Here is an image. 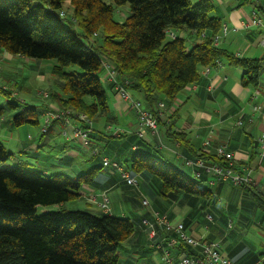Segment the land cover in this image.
<instances>
[{"label": "trees", "instance_id": "trees-1", "mask_svg": "<svg viewBox=\"0 0 264 264\" xmlns=\"http://www.w3.org/2000/svg\"><path fill=\"white\" fill-rule=\"evenodd\" d=\"M239 1L240 5L249 3ZM42 2L0 0V53L54 60L50 75L60 80L63 96L51 93L50 102L91 120L108 114L106 92L99 78L104 73L103 62L116 69L117 80L128 92L139 93V102L154 115L159 103L168 107L182 90L198 81L199 68H213L217 60L242 71V87L258 85L261 60L236 57L212 42L222 23L210 16V0ZM123 5H128L129 14L117 22L114 10ZM167 31L174 34L173 39H166ZM192 32L196 37L202 32L206 36L187 50L186 40L180 35L185 34L189 40ZM70 65L79 67L82 73H65L64 68ZM9 91L0 89L7 98L6 107L0 108V121L7 119L12 127L38 125L40 110L15 105L9 101ZM166 133L173 142L186 143L183 134L170 128ZM94 147L92 144L90 148ZM255 155L252 152L249 161ZM10 157L0 143V264H118L122 244L134 234V223L100 211L62 207L77 202L82 187L93 186L102 166L76 177L47 175L19 165L4 167ZM196 157L205 163L222 164L212 151ZM122 167L133 177L141 173L156 177L161 184L160 197L184 194L203 199L211 195L210 189L200 185L201 178L187 175L156 147L152 154L135 151ZM234 169L250 167L234 162ZM238 188L249 193L264 211V195L256 187ZM52 205L59 208L36 215L37 206Z\"/></svg>", "mask_w": 264, "mask_h": 264}, {"label": "crops", "instance_id": "crops-1", "mask_svg": "<svg viewBox=\"0 0 264 264\" xmlns=\"http://www.w3.org/2000/svg\"><path fill=\"white\" fill-rule=\"evenodd\" d=\"M230 2L231 0H217L218 4H224L226 8H224L225 12L223 10L215 17L219 18L222 25L227 27L226 35L217 46L236 57L261 60L263 67L256 88L242 87L239 83L242 71L228 66L224 61H220V67L210 68L207 72H205V68H199L198 81L182 90L173 104L159 111L157 134L152 135L148 130L143 129V136L138 138L139 126L135 113L129 109L125 102L119 100L115 91L110 88L109 83L104 82L108 90V94L106 93L108 114L93 121L91 143L97 146L99 142H103L106 150L102 151L99 147L100 154L95 156L91 151L83 150L77 140L61 141L59 140L61 137V126L58 123H52L44 135H40L38 130L33 137L26 135L25 139L29 141L26 145L17 142V153L25 156L31 154L44 157L48 162L52 163L53 167L59 164L60 166L58 167L74 172L75 170H80L78 166L83 161L90 162L96 159L99 162L98 164L102 166L101 158L103 157L118 163L123 169L122 164L130 160L135 151L152 154L153 149L156 147L159 154L165 159L174 163L183 172L186 170L192 175L191 169L183 165L181 157H196L202 142L209 138L212 146L224 144L233 154L236 164L249 165L250 176L255 183V187L264 195V160L259 159L256 147L257 138L264 132V47L261 45L264 39V0H249L246 5H240L239 0ZM246 7L248 11L244 9ZM214 9L215 6L213 5ZM252 11L261 19L262 26L249 24ZM188 37L193 38L192 36ZM191 41L193 40L191 39ZM3 55L8 60L10 58L13 59V56L1 52L0 56L2 57ZM30 69L38 73L36 79H34L35 83H45V80L48 84L49 82L54 83V81L42 75L43 69L39 63L31 66ZM130 95L132 98L142 102V97L139 93H130ZM161 101L164 102L162 99ZM252 106H259L261 109L258 112H253ZM47 107L56 108L53 103H48ZM43 109L46 108L42 107L40 110L42 111ZM14 113L11 112V114ZM237 118H241L242 125L240 127L230 126ZM100 119L103 120V124L100 123L95 126L94 122ZM0 123L2 125H10L7 119L1 120ZM110 124L118 126L123 135L115 137L106 134V127ZM38 127L39 124L37 129ZM168 128L171 131L174 130L183 134L186 143L173 142L166 133ZM115 140H120L121 142H112ZM52 141L56 144L53 149L50 146ZM159 144L162 147H157ZM106 151L109 152L106 153ZM252 152L256 153V155L249 161ZM78 153H80L81 158H79ZM80 167L87 168L83 164ZM97 167L100 166L95 165L92 168ZM41 170L44 173L46 172L43 169ZM137 178L141 180L142 188L140 190L136 189V193L149 194L153 206L150 211L144 212L141 216H135L132 220L130 219L134 223L135 231L122 244L118 264H120L121 253L125 255L123 264H131L128 261L130 253H141L144 256L154 254L158 257L157 264H160L159 253L149 246L143 225L144 221L151 220L153 212L166 214L172 226L178 223L182 224L185 233L193 239L203 238L206 241L218 242L222 255L233 264H264L263 246L256 248L255 245L246 243L242 237H234L225 232V230L232 228L229 219L226 221V229H221L212 223V218L208 216L211 223L203 234H198L191 226L198 213L213 212L217 216L216 219L220 220L222 217H220L221 213L218 212H226L235 216L237 223L243 228L256 227L264 230V211L256 206L254 199L249 193L241 188L232 187L227 181H215L209 184L211 181L210 176L203 173L201 182L207 189L211 190L209 197L202 199L184 194H170L165 197L158 195L160 200H157L156 194L149 188L150 182H153L150 176L145 173L136 175L135 187H138ZM225 185H229L230 189L226 190L224 188ZM125 186L129 187L120 179L118 171L102 167V170L96 176L93 186L82 187L81 195H91L99 198L102 193H105L110 204V212L107 214L113 217L126 218L124 214L127 212H122V207H120L121 202L127 203L129 200L127 194L124 193ZM80 199L82 200L83 198L81 197ZM82 204L87 205L84 206L86 209L100 211L83 200ZM221 204H223V207H220ZM98 213L103 212L100 211ZM169 233L160 230L155 240L159 241L169 235ZM183 251L187 254H200L201 248L186 246Z\"/></svg>", "mask_w": 264, "mask_h": 264}, {"label": "rangeland", "instance_id": "rangeland-1", "mask_svg": "<svg viewBox=\"0 0 264 264\" xmlns=\"http://www.w3.org/2000/svg\"><path fill=\"white\" fill-rule=\"evenodd\" d=\"M35 1L40 4H43L42 0H35ZM103 1L107 4L112 3L111 0H103ZM196 1L197 0H191L192 3H195ZM210 1L215 6V9L210 13V16H218V13L223 12V10L225 12L224 8H226V5L218 4L217 0H210ZM231 2H233V0H231ZM244 9L248 11L247 7ZM128 14H129L128 5L118 6L114 10L113 19L117 22H122L128 16ZM180 36L182 38H185L186 40L185 47L187 50L191 47V43L197 42L199 40V37H196L195 35H190L193 38L189 37L190 38L189 40L185 34H181ZM166 39H169V37L167 36ZM191 39L193 41H191ZM22 58L17 56V57H13V59L10 58V60H8L5 55H3L2 57L0 56V85L7 88V90L14 92L17 95L14 98L10 97L9 101L13 102L15 105H19V100H23L28 105L32 104V105L38 106L39 107L37 108L38 110H40L42 107H45L47 109L48 103H53L54 106H56V108H58L59 110L67 111L70 119L76 120L77 119L76 115L82 114V113L74 112L69 108H63L61 106H58L54 101L50 102L51 93H56L60 96H63L60 80L57 78H52L50 76L51 67L55 64L54 60L52 59L35 60V59H29V58H24V57ZM36 63H39L41 65V68L43 69L42 75L44 77L46 76L47 79H51L52 81H54L53 84L50 82L48 84L46 80L44 81L45 83H35L34 79H36L38 73H36L34 70H31L30 67L36 65ZM64 72L70 73V74H81L82 73L81 69L75 65H70L68 67H65ZM99 78L103 85H104V82H107L106 80L104 81V74L100 75ZM104 89L106 90V93L108 94L107 92L108 90L105 87V85H104ZM138 99L140 100V98ZM6 102H7L6 96L0 93V108H5ZM40 115L41 113H39V117H38V124H39L38 129H37V125L24 124V125H20L19 127H12L11 125H2L0 123V143L5 146V149L8 150V152L12 151L10 152L11 157L3 165L4 167H12V166L19 165V166H23V167L37 170V171H42L41 169H43L44 171H46L45 173L47 175L64 174L68 177H76L79 174L87 172L89 169H91L95 165L101 166L98 164L99 163L98 160L93 159V161H90V162L83 161V163H79L80 165L78 167L80 170L69 172L66 169L58 167L60 166L59 164L54 165L55 167H53L52 163L48 162V160L44 157L34 156L31 154L25 156L20 153H17V150H16L17 142H21L22 145H26L29 142L25 139L26 135L33 137L35 136L37 130L39 133L40 124L42 122V118ZM88 119L90 120L91 124H93L94 119L93 120H91L90 118ZM100 123L103 124L102 119L98 120L97 122H94V125L98 126V124ZM60 126H61L60 134L62 138L60 137L59 140L61 141L71 140V139L76 140L73 137H71L69 127L65 128L64 130L65 135H63L64 128L62 125ZM109 126L112 129L118 128V126H115V124H110ZM90 141H91V138H90ZM112 142L118 143L121 141L115 140ZM55 145H56L55 142L52 141L50 143V146L52 147L51 149H53ZM91 146H92V143L90 142L89 146L87 147L90 148ZM87 147L81 146L83 150L90 151V149H88ZM96 147L98 151H100V148L102 151L106 150L105 144L103 142H99V144ZM107 152L109 151H106V153ZM78 156L79 158H81L80 153H78ZM82 164L83 166H87V168H84V167L81 168L80 166ZM172 164L175 165L174 163ZM184 172L187 175L191 176V174L187 172L186 170H184ZM147 176H150V178L153 180V182H150L149 184L150 190L156 194L157 196L156 199L160 200V197L158 196V192L160 191V187H161L160 181L156 177L151 176L149 174H147ZM137 180H138V187L125 186L124 193L127 194V197L129 200L127 203L121 202L120 204V207H122V212H125V213L127 212L126 214H124V216L131 220L135 216H141L144 212L150 211L151 207L153 206L152 199L149 194L145 193L143 195V194L136 193L135 191L136 189L140 190L142 188L141 180H139L138 178ZM200 185L206 188V186L202 182H200ZM224 188L226 190L230 189L229 185H225ZM89 196L81 195V197L83 198L82 200L85 201V203H90L87 200ZM82 200L80 199L77 202H73V203H65L62 207L67 210H74V209L83 210L85 209L84 206H87V205L86 204L83 205ZM142 200L148 201V205L143 206ZM90 205H92L93 208L98 209V207L95 204L90 203ZM220 207H223V204H221ZM58 208L59 207L57 205H52V206H47V207L37 206L36 215H41L49 211H56ZM109 208H110V204H109ZM218 213H221L220 217L222 218L220 220L216 219L217 216L213 212H202V213L196 214L194 220L192 221V225H191L192 228L198 234H203L204 232H206L207 226L211 223V220L208 218V216H211L212 221H213L212 223H214L217 227L221 229H226V221H228L229 219V221L231 222L232 228H230V230H225L226 233L228 232V234L234 237L235 236L238 238L242 237L246 243L253 244L256 246V248L259 246L264 247V230L257 229L256 227L243 228L241 225L237 223V218L235 216L229 215L226 212H218ZM157 258L158 257L154 254H151V256H146V255L144 256L141 253H130L128 261L131 264H157L158 262ZM124 259H125V255L121 253L120 254V264H123L122 262L124 261Z\"/></svg>", "mask_w": 264, "mask_h": 264}, {"label": "built area", "instance_id": "built-area-1", "mask_svg": "<svg viewBox=\"0 0 264 264\" xmlns=\"http://www.w3.org/2000/svg\"><path fill=\"white\" fill-rule=\"evenodd\" d=\"M60 16H63L62 12H59ZM249 24L252 26H262L261 19L257 14L252 11ZM227 33L226 25H221L219 33L211 37L212 42L217 45L222 38ZM195 32H192L191 35H194ZM169 39L174 38V34L170 31L166 32V37ZM205 33H201L199 38H204ZM261 45L264 47V39L261 42ZM221 62L216 61L213 68L220 67ZM104 69V78L105 80L112 84L113 90L118 96L119 100L125 102L129 109L133 111L138 120L139 130L137 132V137L141 138L143 136L142 130H148L152 135L157 134V117L160 110L164 108L162 103L158 104V111L154 115L150 113L144 105L138 100L131 97L130 93L124 88L123 84L117 80L118 73L116 69L107 62L102 63ZM210 68H205L207 72ZM0 89L7 91V88L0 85ZM17 95L10 91V97L14 98ZM19 105L27 108H39L36 105H28L23 100H19ZM174 107V105H173ZM261 108L259 106H252L253 112H258ZM42 122L40 124L39 133L44 135L47 133L50 125L52 123H59L63 126V135H65V128L69 127L71 137L78 140L82 147L89 146L90 138L92 135V124L90 120L84 114H77L76 120L70 119L68 112L64 110H59L58 108L48 107L46 110H40ZM78 120V121H77ZM74 123H73V122ZM242 125L241 118H237L233 121L230 126L240 127ZM106 134L111 136L119 137L122 132L120 129H112L110 126L106 127ZM157 147H162L159 144ZM257 155L260 160H264V132L256 140ZM88 148V147H87ZM91 150L93 155L98 154L97 148H88ZM212 152L221 159L222 164L216 163H205L201 158H186L181 157L183 165L191 169L192 176L196 179L202 177L203 173H206L210 176L211 181L209 184H212L215 181H227L232 187L238 188L241 186L245 187H255V183L250 176V170L240 169V171L234 169V159L233 154L227 149L224 144H218L212 146L211 140L209 138L205 139L202 142L200 152L208 153ZM199 152V153H200ZM178 155V154H177ZM179 156V155H178ZM102 167L111 168L118 171L120 179L128 186H135L136 180L135 177L131 176L129 172L123 170L118 163L109 160L108 158H101ZM87 200L95 204L99 210L103 213H109V201L105 193H102L99 198L97 196H89ZM142 205L147 206L148 201L142 200ZM145 232L149 246L154 248L159 253L160 264H233L228 258L222 255L220 251V246L218 242L215 241H206L203 238L193 239L189 237L184 230L182 224L178 223L176 225H171L168 217L164 213L153 212L151 220L144 221ZM160 230L165 232H170L169 235L163 239L156 241ZM200 247V254H187L183 251L184 247Z\"/></svg>", "mask_w": 264, "mask_h": 264}]
</instances>
